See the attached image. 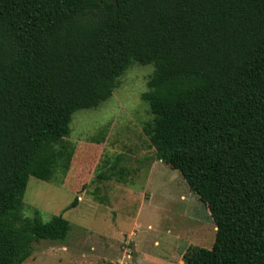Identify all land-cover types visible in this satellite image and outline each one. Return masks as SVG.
I'll return each mask as SVG.
<instances>
[{
    "label": "trees",
    "instance_id": "1",
    "mask_svg": "<svg viewBox=\"0 0 264 264\" xmlns=\"http://www.w3.org/2000/svg\"><path fill=\"white\" fill-rule=\"evenodd\" d=\"M134 64L154 67L142 96L154 160L217 228L187 264H264V0H0V264L67 238L62 216H24L29 180L62 185L74 114L112 98ZM125 161L97 179L127 182Z\"/></svg>",
    "mask_w": 264,
    "mask_h": 264
},
{
    "label": "rangeland",
    "instance_id": "2",
    "mask_svg": "<svg viewBox=\"0 0 264 264\" xmlns=\"http://www.w3.org/2000/svg\"><path fill=\"white\" fill-rule=\"evenodd\" d=\"M153 73L134 64L112 98L74 114L66 141L75 155L62 185L30 178L24 216H62L71 230L64 241L35 243L23 264H187L213 248L217 228L207 208L178 171L154 160L144 134L153 116L142 96ZM119 155L128 181L98 180L101 166Z\"/></svg>",
    "mask_w": 264,
    "mask_h": 264
}]
</instances>
